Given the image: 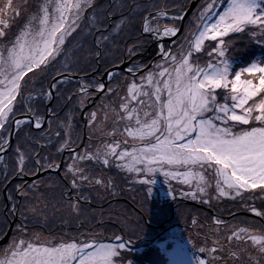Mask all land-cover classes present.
Instances as JSON below:
<instances>
[{"label":"snow or ice","instance_id":"snow-or-ice-1","mask_svg":"<svg viewBox=\"0 0 264 264\" xmlns=\"http://www.w3.org/2000/svg\"><path fill=\"white\" fill-rule=\"evenodd\" d=\"M188 7L186 0H7L0 7V240L19 218L0 247V264H135L128 253L148 226V197L160 176L195 231L190 250L161 249L167 264H264V226H230L219 216L200 221L182 204L212 208L214 200L240 197L264 222V203H247L264 198V54L249 55L238 70L239 57L230 55L245 40L264 53V0H201L185 23ZM149 48L155 57L141 62ZM120 65L126 72L112 70ZM101 66L107 83L96 78ZM93 88L104 120L88 114L89 144L78 151L72 113L61 120L57 108H83ZM65 151L69 187L50 177L15 182L58 173ZM125 185L140 196L138 211L110 212L109 237L92 227L69 238L32 228L47 223L50 206L67 209L65 224L107 227L91 209L92 194L115 197ZM55 187L59 198L50 205L42 189Z\"/></svg>","mask_w":264,"mask_h":264},{"label":"rangeland","instance_id":"rangeland-1","mask_svg":"<svg viewBox=\"0 0 264 264\" xmlns=\"http://www.w3.org/2000/svg\"><path fill=\"white\" fill-rule=\"evenodd\" d=\"M22 0H14L15 4H20ZM7 0H0V7L6 5ZM30 5H35L37 0H29ZM186 3L189 5L187 11V16L185 23L188 20L192 19V15L197 11L201 0H186ZM31 9H29L30 11ZM27 11L24 13V16H27ZM5 16L10 17L11 12L5 10ZM21 22V17L16 18V23L13 25V30L18 27ZM210 43V42H206ZM245 47L238 48L235 52L230 53V55L238 56L239 60L234 67L236 70L239 69L240 66H244L249 55H252L253 58L259 57L262 54V51L258 45L254 43L249 45L248 41L245 40L243 42ZM171 46V45H170ZM155 57V52L151 48L144 54V58L141 62L151 63L153 58ZM74 58V57H73ZM210 59L208 57H204V60ZM59 67V65L57 66ZM111 67V66H109ZM116 72H126V66L120 65L117 68L112 69ZM97 79H102L105 83H107V76L105 75L104 68L101 66L100 71L96 74ZM87 79V78H85ZM121 84L124 83V77L120 78ZM73 84H76V81H73ZM93 93H95V89H90ZM115 97L113 100L115 101ZM104 103H107V98L103 99ZM102 104V96L100 93H95L86 103L83 108H79L74 106L73 103L69 102L67 104L60 105L57 108L58 114L60 113V119L63 120L65 115L69 112L66 108L72 110H76L79 108V112L83 113V118L85 120L88 117V114L92 111H97L98 120H104V112L100 107ZM78 112V110H77ZM110 125V121L105 122ZM63 134V129H61ZM82 134L85 136L82 137ZM72 139L76 140V143L80 145L77 149L82 150L84 146L89 144V135L90 130L86 127V123L75 122L72 120ZM77 137L79 139L77 140ZM58 139V138H57ZM100 139H107L104 137L94 138L91 143L93 145L100 143ZM130 139V138H129ZM16 142L13 141V149L15 148ZM51 147V146H50ZM55 150L53 149V152ZM58 159L62 161V168L58 173H41L36 177L33 176H25L23 178H17L16 183H24L25 185H30L33 180L36 179H49V177L55 181L57 185L61 187L67 188L69 187L68 181L63 179L64 176V164L70 163L69 154L67 151L64 152L62 156H58ZM107 174L111 175L115 170H105ZM163 177L160 176L158 178V183L153 186V194L148 197V214L146 215V220H148V226L146 227L144 233L138 238L135 239L134 245L132 246L131 251L128 253L130 259L134 260L135 264H156V262H161V264H167V257H165L161 251L163 247H167L168 251L171 252L177 245H182L186 249L190 250L191 246L187 244V240L190 235H194L195 231L191 228L190 223H186L184 219H182L178 213L177 209L179 205L175 201L171 199V197L166 195V191L168 185L163 183ZM175 186V182H172ZM137 187H140L137 185ZM48 197L50 205L55 204L59 198V192L61 190L60 187H55L52 189L44 188L42 189ZM146 189L142 190L140 195H144ZM93 204L91 206L94 211V215L97 219L100 218L101 214H103L104 222L107 227L102 226L100 224H92L89 226L85 224L84 228H80L75 220H72L70 224H65L62 222V217L71 219L68 217L67 209H63L61 211H54L51 206L47 210L48 220L47 223H35L32 225L33 230L41 232L45 236H50L53 238H59L61 236H65V238H69L72 236L79 235V232L87 230L88 227H92L96 232L100 233L102 237H109L112 234L114 217L109 218L110 212H119V213H134L138 211L137 201L140 199V196H137L136 193H129L127 191V186L125 185V191L121 192L119 195L113 196H105L103 199H99L96 197V194L93 193ZM136 196V200L133 197ZM6 192L3 189H0V203L5 201ZM247 197V194H245ZM247 203H254L257 206H260L264 203V198L255 199V200H247ZM182 204L190 216H196L198 220L204 221L209 216H219L220 218L226 220L228 224L231 225H240V226H255L257 229L264 226V222L261 221L259 217H255L251 212L247 211L244 208L243 202L240 197H236L232 199L230 197H223L219 201H213V207L209 208L208 205H202L199 201H193L191 199L183 200ZM91 211V210H90ZM19 222V218L17 217L12 221L9 236L7 240H0V247H4L11 238L12 233L15 230V224ZM223 227V226H221ZM8 229V230H9ZM107 242V241H105Z\"/></svg>","mask_w":264,"mask_h":264},{"label":"bare ground","instance_id":"bare-ground-1","mask_svg":"<svg viewBox=\"0 0 264 264\" xmlns=\"http://www.w3.org/2000/svg\"><path fill=\"white\" fill-rule=\"evenodd\" d=\"M72 89H73V91H75V84L72 85ZM63 104L64 103H61V105H63ZM66 110H69V112L72 113V120H74L76 123L77 122L86 123V120H85V118H83V115H82L83 113H81V111L79 112V108H76V110L75 109L72 110V109L66 108ZM77 110H78V112H77ZM59 115H61V114L59 113ZM83 136H85V134H82V137Z\"/></svg>","mask_w":264,"mask_h":264},{"label":"water","instance_id":"water-1","mask_svg":"<svg viewBox=\"0 0 264 264\" xmlns=\"http://www.w3.org/2000/svg\"><path fill=\"white\" fill-rule=\"evenodd\" d=\"M9 232H10V229L8 230V233H9ZM8 236H9V235H8ZM8 236H7V237H8ZM7 237H5L4 241H6V240H7Z\"/></svg>","mask_w":264,"mask_h":264},{"label":"trees","instance_id":"trees-1","mask_svg":"<svg viewBox=\"0 0 264 264\" xmlns=\"http://www.w3.org/2000/svg\"><path fill=\"white\" fill-rule=\"evenodd\" d=\"M71 109H73V107ZM134 246H136V245H134Z\"/></svg>","mask_w":264,"mask_h":264}]
</instances>
